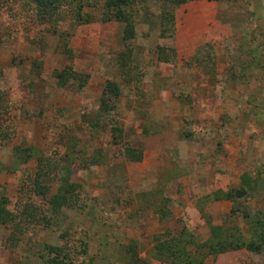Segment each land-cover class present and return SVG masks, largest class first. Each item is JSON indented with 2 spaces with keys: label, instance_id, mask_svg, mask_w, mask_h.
<instances>
[{
  "label": "rangeland",
  "instance_id": "1",
  "mask_svg": "<svg viewBox=\"0 0 264 264\" xmlns=\"http://www.w3.org/2000/svg\"><path fill=\"white\" fill-rule=\"evenodd\" d=\"M106 2L0 0V264H264L205 246L264 211V0Z\"/></svg>",
  "mask_w": 264,
  "mask_h": 264
},
{
  "label": "trees",
  "instance_id": "2",
  "mask_svg": "<svg viewBox=\"0 0 264 264\" xmlns=\"http://www.w3.org/2000/svg\"><path fill=\"white\" fill-rule=\"evenodd\" d=\"M189 1L191 0H166V2L173 3L175 6L187 3ZM36 3L39 10V14L42 17V20L48 19V17L53 14V11L56 8H59L58 7L59 0H36ZM134 3L135 0H107L106 8L108 12H106V14H104V16L102 17L103 20L105 21L115 19L118 21L125 22L126 23L125 39L132 38L134 37L135 34L132 15L128 11V8ZM58 76L61 79L62 84H66L71 77H76L77 79H79V73L72 69L68 73L58 74ZM83 82L85 81L83 80L80 81L81 84H83ZM109 89L110 91L114 90L112 88ZM115 91L116 89L114 90V92ZM103 102L105 103V101ZM121 130H122L121 128L115 129V131L119 132V135L116 138V142L120 141L118 137L119 138L122 137ZM129 152L130 154L128 156L132 160L139 161L143 159L142 150L135 149L134 151L130 149ZM71 190L68 189L67 192H70ZM246 194H247V189L245 188L230 189L227 191L221 189L216 192L215 197L217 200H231L232 202H235L238 197H243ZM62 199L63 200L65 199L64 202H66V197H63ZM238 210H239L238 208L236 209L232 207L231 213L234 214ZM243 215L244 218H246L249 223V232H250L249 239L248 240L242 239V236L237 232L238 229H236V227H232L231 229L229 228L228 230V228H225L224 225L215 226L213 227L214 238L210 239L209 241L210 243L208 241L205 243V246L208 247L211 253H213L214 255H218L228 250H238L241 248H246L247 250L256 253H260L263 251L264 211L261 210L255 215H251L249 212H244ZM187 232L188 231H184L183 234L176 236L175 238H173V240L163 241L160 246L172 256L173 258L172 262H175L177 258L179 259L185 256L184 258H182V260H185V264H194V263L201 264L202 261L193 257L191 251H187L186 245H190L191 243H193V241L189 239V236H186ZM52 264H63V262L62 260L54 259V262Z\"/></svg>",
  "mask_w": 264,
  "mask_h": 264
}]
</instances>
